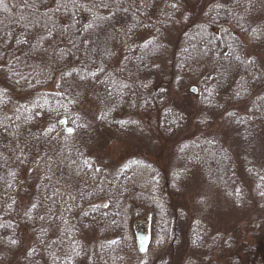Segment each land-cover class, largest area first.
<instances>
[{"label": "trees", "instance_id": "1", "mask_svg": "<svg viewBox=\"0 0 264 264\" xmlns=\"http://www.w3.org/2000/svg\"><path fill=\"white\" fill-rule=\"evenodd\" d=\"M263 2L0 0V260L150 264L134 246L141 224L147 252L264 264V227L221 250L190 202L199 174L237 210L264 207L261 168L245 158L246 185L220 136L197 129L210 114L235 123L243 157L262 135ZM190 84L195 101L180 103ZM105 132L145 140L149 156L103 167L90 147Z\"/></svg>", "mask_w": 264, "mask_h": 264}, {"label": "rangeland", "instance_id": "2", "mask_svg": "<svg viewBox=\"0 0 264 264\" xmlns=\"http://www.w3.org/2000/svg\"><path fill=\"white\" fill-rule=\"evenodd\" d=\"M206 4H212V5H219L226 3L227 0H204ZM264 3V2H263ZM264 9V5L262 7ZM233 35L237 36L239 38V41L242 44H247L248 39L244 38V35ZM248 48V45H245ZM251 50V49H250ZM247 49L245 51V55L247 56V59H251V57L257 58L255 51ZM264 65V63H263ZM4 65L0 64V68ZM264 68V66H263ZM194 84H190L185 88V92H188V88L193 86ZM54 87H48L46 88V91H54ZM188 94V93H187ZM190 98H186V100L181 99L182 101H179L180 103L185 104L186 102H194L195 98L193 95H189ZM192 97V98H191ZM179 100V98H177ZM175 100V99H173ZM82 116L87 121H95V119L98 116V110L93 104L86 103ZM230 109L226 111V113H229ZM230 114V113H229ZM240 112L237 113V115L240 116ZM210 123L205 124V126L200 125L197 127L199 132H207L211 131L214 135L220 136V139L222 141V145H224V150H227V156L228 152H231L235 163L238 167V174L240 176V179L244 181L246 185H248L246 177H245V166L246 163H244L245 158H251V160L254 162L255 166L258 168H261V170L264 172V129L263 133L260 137L256 139V142L251 146L250 149H247L246 151L248 153H244V157L242 156V146L239 145V136L241 134L239 133L238 129L236 128V124L231 122L229 123V120L227 119H220L221 117L217 116L215 114H210L208 116ZM202 120V119H201ZM102 139H99L96 141L90 148H93L94 150L90 149L91 152H95V155L99 159L100 165L103 167H113L116 164L123 163L126 158H129L133 155L142 154L149 156V145L145 142L143 139H133L132 136L127 137L125 142L119 141V138L116 137L113 134H109L107 132L104 133V137H100ZM231 156V155H230ZM161 160L165 159V155L160 156ZM202 178L199 174H196L194 177V184L198 187L195 189V187L192 189L193 192H191V198H193L190 202L192 206H195L196 212L199 213V218L202 220L201 222L205 221L208 225L209 235L214 238L216 237L219 239L218 241H224L225 247L221 250L225 249L226 247H230V243L227 241L229 240L231 243L233 241H236L235 243L239 244L242 240L247 241L249 246L254 245V243L257 242L256 239H259L261 235V229L264 227V207H260L258 205H254L253 207L248 208L247 210H237L235 207H233L231 204L226 202L224 198L219 195L218 193L214 191H206L204 190V183L201 181ZM249 189H251V186H248ZM248 189V190H249ZM189 199V197H188ZM141 224H139L136 227L137 229L142 228ZM146 233L148 236H150L149 229L147 227ZM91 236V235H90ZM92 238L96 239L95 236H91ZM153 247V246H152ZM220 250H216V252L212 251L211 254L213 256H219L216 264H229L227 262L231 257V250L227 251L226 253L222 254V252H218ZM186 251V253H182L180 255L175 253H167V252H154L150 250L143 256H148V262H152L150 264H156L157 262L167 263L168 264H205V259H207L206 252H200L195 253ZM0 252V257H1ZM221 254V255H218ZM210 255V254H209ZM210 255V256H212ZM141 256V255H140ZM229 258V259H228ZM157 260V261H156ZM11 260H7V258L0 260V264H9ZM218 262V263H217ZM212 264V263H207Z\"/></svg>", "mask_w": 264, "mask_h": 264}, {"label": "water", "instance_id": "3", "mask_svg": "<svg viewBox=\"0 0 264 264\" xmlns=\"http://www.w3.org/2000/svg\"><path fill=\"white\" fill-rule=\"evenodd\" d=\"M188 92L193 95L198 94V89L195 88L194 86L188 88ZM60 123H64V120H61ZM70 132V130H67ZM136 246V251L138 252L139 255H144L147 253L148 246H149V239L148 236L146 235V230L144 227L140 228L136 233H135V245Z\"/></svg>", "mask_w": 264, "mask_h": 264}, {"label": "snow or ice", "instance_id": "4", "mask_svg": "<svg viewBox=\"0 0 264 264\" xmlns=\"http://www.w3.org/2000/svg\"><path fill=\"white\" fill-rule=\"evenodd\" d=\"M262 195H264V193H261Z\"/></svg>", "mask_w": 264, "mask_h": 264}]
</instances>
